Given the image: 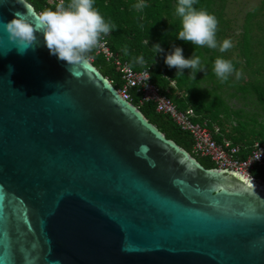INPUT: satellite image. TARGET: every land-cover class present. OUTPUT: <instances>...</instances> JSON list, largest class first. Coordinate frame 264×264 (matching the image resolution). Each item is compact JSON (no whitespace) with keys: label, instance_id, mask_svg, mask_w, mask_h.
<instances>
[{"label":"water","instance_id":"95a60500","mask_svg":"<svg viewBox=\"0 0 264 264\" xmlns=\"http://www.w3.org/2000/svg\"><path fill=\"white\" fill-rule=\"evenodd\" d=\"M26 10L0 0V21ZM36 35L20 54L0 26V264H264V185L204 167Z\"/></svg>","mask_w":264,"mask_h":264},{"label":"rangeland","instance_id":"374dc122","mask_svg":"<svg viewBox=\"0 0 264 264\" xmlns=\"http://www.w3.org/2000/svg\"><path fill=\"white\" fill-rule=\"evenodd\" d=\"M171 5V8L176 6L174 0ZM204 10L218 20V44L229 39L232 47L220 52L219 48L186 43L183 56L186 59L198 56L200 70H179L184 76L180 85L167 75L169 82L165 87L173 96L181 98H189L191 92L200 112L219 121L223 132L230 137L259 139V132L264 131V101L259 99V92H264V0H211ZM170 15L180 18L181 22L173 9ZM163 18L168 20L165 14ZM218 57L230 60L234 65L235 70L225 83H221L213 72ZM237 71L241 73L239 79H236ZM173 83L179 90L171 85ZM193 155L204 166H211L209 156Z\"/></svg>","mask_w":264,"mask_h":264},{"label":"trees","instance_id":"16d2710c","mask_svg":"<svg viewBox=\"0 0 264 264\" xmlns=\"http://www.w3.org/2000/svg\"><path fill=\"white\" fill-rule=\"evenodd\" d=\"M26 1L34 7L36 12H41L45 9L55 10L57 4L66 2V0L61 2H50L48 0ZM140 1L147 5L143 10H138L134 7L138 0H94V7L104 17L105 21L115 25V29L107 36H104L111 51L135 70L148 69L150 73L149 81L161 89L163 94L169 96L179 108H184V100L188 99L199 116L197 120L207 119L210 127H212L213 123L218 124L224 136L233 143L246 145L252 140L264 141V131L259 132V139L241 140L237 137H230L223 132L219 121L200 112L199 107L195 105L191 92L189 98L172 95V92L165 87L169 82L167 75L173 77L178 85H180L184 76L180 75L179 70L175 67H172L173 70H171L163 59L176 47L183 49L184 45L188 43L177 37L178 32L181 30L180 18L171 17L170 15L171 9L175 11L178 0H174L176 6L173 8H171L172 0ZM210 2L211 0H195L194 7L204 10ZM164 14L168 16V20L163 18ZM154 44H159L163 51L155 53ZM125 49L127 54H125ZM140 57L143 58L142 64L136 62ZM86 58L91 60L92 64L111 81L116 89L120 87L122 84L121 73L113 62L107 61L102 54L96 53V49L88 53ZM176 88L179 90L178 86ZM170 89L172 90L173 88L171 87ZM130 92L132 103L138 106L149 122L154 124L167 138L172 139L192 155L194 154L192 152V139L188 132L181 130L168 115L157 112L152 101H143L139 104L141 93L136 92L134 89H131ZM259 99L264 101V92H259ZM216 139L220 141L221 136H217ZM241 156H244V154L242 153ZM211 163V166L201 164L206 168L215 167L212 161ZM252 173L255 177L264 179V167L257 166Z\"/></svg>","mask_w":264,"mask_h":264},{"label":"clouds","instance_id":"9594fccd","mask_svg":"<svg viewBox=\"0 0 264 264\" xmlns=\"http://www.w3.org/2000/svg\"><path fill=\"white\" fill-rule=\"evenodd\" d=\"M17 3L24 5L27 10L16 11L10 21H0V26L8 33L9 42L20 54H24L37 44L36 34L42 33L50 54L67 62L71 66L69 71L82 65L86 55L100 46L101 37L115 29V25L106 22L94 7V0H66L57 4L55 10L45 9L38 13L32 11L31 5H26V0H17ZM194 4L195 0H178L175 11L181 17V30L177 37L193 45L219 48L220 52L230 49L232 43L229 39L219 44L216 40L217 18L195 8ZM134 7L143 10L147 5L140 2ZM153 46L155 53L163 51L159 44ZM136 62L142 64L143 58H138ZM165 63L181 72L185 68L195 72L200 70V58L186 59L180 47L165 57ZM234 70L230 60L218 57L214 62L213 72L221 83L227 82ZM240 77L241 73L237 71L236 79Z\"/></svg>","mask_w":264,"mask_h":264},{"label":"built area","instance_id":"2783aa9c","mask_svg":"<svg viewBox=\"0 0 264 264\" xmlns=\"http://www.w3.org/2000/svg\"><path fill=\"white\" fill-rule=\"evenodd\" d=\"M96 53L102 54L120 70L122 84L117 88L118 93L132 103L130 90L134 89L141 93L139 104L143 101H152L157 112L168 115L181 130L190 134L194 154L209 156L216 168L238 171L264 185V179L257 178L252 173L255 167H264V141L252 140L246 145L233 143L224 136L218 124L213 123L210 127L207 119L197 120L199 116L188 99L184 100V108H179L169 96L163 94L161 89L149 81L148 69L135 70L127 62L122 61L111 51L104 36L101 37ZM217 136H221L220 141L216 139ZM242 153L244 156H241Z\"/></svg>","mask_w":264,"mask_h":264}]
</instances>
